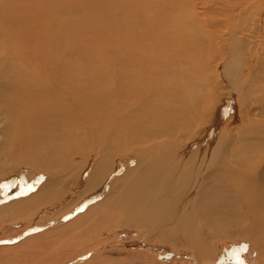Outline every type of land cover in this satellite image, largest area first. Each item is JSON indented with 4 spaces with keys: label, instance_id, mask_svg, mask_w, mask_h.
<instances>
[{
    "label": "bare ground",
    "instance_id": "bare-ground-1",
    "mask_svg": "<svg viewBox=\"0 0 264 264\" xmlns=\"http://www.w3.org/2000/svg\"><path fill=\"white\" fill-rule=\"evenodd\" d=\"M124 1L78 0L65 20L52 0H2L0 231H38L0 264H74L90 247L79 264H149L107 255L130 253L102 249L114 227L193 264L243 240L264 264V0ZM53 204L54 220L88 207L46 228Z\"/></svg>",
    "mask_w": 264,
    "mask_h": 264
},
{
    "label": "rangeland",
    "instance_id": "rangeland-1",
    "mask_svg": "<svg viewBox=\"0 0 264 264\" xmlns=\"http://www.w3.org/2000/svg\"><path fill=\"white\" fill-rule=\"evenodd\" d=\"M65 1L64 0H62V1L61 0H56V1L55 0L53 1L52 0V3H51V6L49 7V10L52 11V9H53V11L55 10L54 13H57L58 14V15L57 14H53L52 13L53 11H52L51 12V14H53L52 16L55 15L54 17H57L58 19L66 18L65 20H72V18L74 17V19L78 20L79 17H77V16L80 15V12L77 11V10H75V12H74V10L70 9V7L74 5L73 2H75V5L78 4V0H65ZM76 1H77V3H76ZM57 2L59 3L58 5H57ZM124 2H125L124 0H121L120 3H123L124 4ZM2 3L3 2L1 0L0 1V5ZM8 4L9 3H6V5L4 4L2 6L3 7L6 6L5 8H7L8 7ZM41 5H43V4H41ZM44 6H45V4H44ZM56 6H58V7H56ZM63 7H67V8L65 9ZM67 27L68 28H70V27H76V25H74V24H68ZM129 164L131 166H133V165L136 164V161L134 160V162H130ZM22 169L23 168H21L18 171V174L16 176H25V174L30 173L28 171V169L27 170H22ZM116 174H118V173H116ZM39 175L41 177L45 178L44 177L45 175H43V174H39ZM39 182L42 183L43 180H41ZM39 182H37V183L40 184ZM1 186H3V188H4V184L1 185ZM1 186H0V191L2 190V187ZM97 198H99V197L98 196H95L94 197V201ZM91 201H89L86 204L90 205L89 203ZM88 205L78 206L76 209H74L77 212H75L74 210L69 211L67 213L68 215L67 214L64 215L65 218L67 217L66 219L63 218L64 216L63 217H60L59 216L60 218H58V217L55 218L57 221L54 220V218L52 219L51 216L54 215V213H55L54 216H56V213L57 214L59 213V211L57 212V210L60 209V207L62 205L61 204H59V205H54L53 204V205H51V207L49 206L47 208V210H48L47 215L49 216V218H51V220H50L51 222L50 221L48 222L50 224L46 225V228H50L51 225L53 226L54 224H61L60 222H62V221L67 222L66 220L73 219L74 216L77 215V213L78 214H81L82 212H84V210H86V208L88 207ZM40 215H43L44 216L45 214H43L41 212ZM38 220H39V218H38ZM38 220H37V222H38ZM10 223L11 222H8L6 224V226H4V229L0 231V244L2 243L1 246H0V251H2V252H0V260H3V261L4 260L5 261L6 260L12 261V257L14 259V258H16V256H18L21 253H27V250L29 248V244L24 243V245L23 244L20 245L19 242H21L23 236H25V235H27V234H29L31 232L38 231V230H36L37 228H32L30 230L24 229V231H22V233L21 232L19 233L20 235L19 234L18 235L17 234H14L13 235L11 232L14 233V231L22 230V228L24 227V223L23 222H18L17 224L16 223H11L10 224ZM115 231H118L116 233V234H119L118 236H116L114 234ZM138 233L139 232L136 231V230H127V229L121 230V229H117L116 227L109 228V229L105 230L102 233V235L100 236L101 239H100L99 242L101 244L103 243L102 244L103 245V248L102 249L103 250H106V251L107 250H110L111 247H113V246H115L117 248L125 249L126 251H128V250L130 251V253H124L123 252L121 254L120 253H116L115 254V253H111V252L109 253L108 252L107 255H109L110 258H115V259L117 258L118 259V258H122V256H124L123 258L126 257L127 259L132 260V261H134L133 258H136V259H139V260L146 259V260H148L149 264H152L153 261H152V258L151 257H149L148 255H146L145 253H139L141 251H144V252L150 251V252H155L157 255H159V254L165 255L167 253H172L173 254L172 258H170V259H158L157 258V260L159 262H162V264H193L194 255H193V252H191L190 249H185V248H182V247H178L179 248V250H178V249L174 248L172 244L161 242L159 239L153 238V240H148V239H145V238H139V237H137ZM28 243H30V242H28ZM74 243H75L74 247L72 245H70L73 248H71V247H69V248H65L64 247L63 248L62 247V249L70 250V251H66L67 254L68 253H71L72 250L79 252L78 251V248L80 247L79 246L80 244L77 241L74 242ZM10 246H15V247H12V249H11ZM25 247H27V248H25ZM76 247H77V249H76ZM8 248H9V250H8ZM15 248L17 250H15ZM218 248H219V251H220V254L218 256V259L217 260H214V261H211L209 263L207 261H205L204 264H206V262H207V264H253L254 257L257 256V253L254 252V250L251 251L250 244L248 242H244L243 240H234V239L224 240L222 243H219ZM87 250H84V252H82V254H80V256L78 255V257H76L77 259L75 258L73 260L74 261V264L75 263L76 264H79L83 260H85L86 258H88V257L91 258L93 256V254H96L95 247H92V248L90 247ZM10 253H12V254H10ZM251 253H253L252 256H250ZM62 254L63 255H66L65 254V251L60 252V254H58L57 257L56 256H53V257L50 256L48 258V260H47V263L48 264H53L54 262H56V260L62 258V256H63ZM4 255H6V257H4ZM7 255H9V256H7ZM81 255H82V257H81ZM3 261H2V263H4ZM13 261H15V259Z\"/></svg>",
    "mask_w": 264,
    "mask_h": 264
},
{
    "label": "water",
    "instance_id": "water-1",
    "mask_svg": "<svg viewBox=\"0 0 264 264\" xmlns=\"http://www.w3.org/2000/svg\"><path fill=\"white\" fill-rule=\"evenodd\" d=\"M173 256V254L172 253H167V254H165V255H159V258H161V259H170L171 257Z\"/></svg>",
    "mask_w": 264,
    "mask_h": 264
}]
</instances>
